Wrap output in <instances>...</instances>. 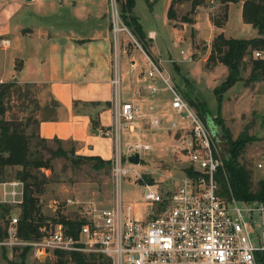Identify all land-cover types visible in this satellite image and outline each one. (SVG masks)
<instances>
[{
    "label": "built area",
    "instance_id": "built-area-1",
    "mask_svg": "<svg viewBox=\"0 0 264 264\" xmlns=\"http://www.w3.org/2000/svg\"><path fill=\"white\" fill-rule=\"evenodd\" d=\"M109 12L114 39L120 32L127 31L132 42L141 48L122 22L115 0L109 1ZM152 36L153 32H149L148 37ZM252 56L264 61V50H254ZM145 63L144 89L151 96L157 95L160 88L151 81L159 79L169 93L170 107L179 116L180 123L171 121L167 130L179 133L194 174H185L174 189L165 192L154 184L143 183L141 198L146 207L145 216L135 211L134 203H124L120 194L121 180L131 171L136 172L139 165L131 163L134 166H129L128 157L136 152L140 156L150 145L131 142L123 153L121 133L123 129L134 131L140 124L143 128L158 129L162 127L163 113L153 114L152 105L144 111L133 101L115 100L112 126L102 132L114 141L112 205L106 208L89 205L84 208L85 214L80 217L83 220L78 226L59 222L53 228L42 227V235L33 239L18 236L19 215H10L7 235L0 238V247H29L36 259L56 255V251L102 254L110 264H259L256 252H264V200H236L229 185V198L217 193L216 173L221 171L225 179L226 174L225 155L219 151L217 136L212 134L215 130L175 86L159 58L145 53ZM111 83L117 94L119 77L115 75ZM255 168L264 177V140ZM0 185V203L19 207L23 199L22 182L12 180ZM255 217L258 227L254 226ZM248 225L252 227L253 237Z\"/></svg>",
    "mask_w": 264,
    "mask_h": 264
},
{
    "label": "rangeland",
    "instance_id": "rangeland-1",
    "mask_svg": "<svg viewBox=\"0 0 264 264\" xmlns=\"http://www.w3.org/2000/svg\"><path fill=\"white\" fill-rule=\"evenodd\" d=\"M109 1L111 0H107V3ZM162 1L157 0L148 5L145 0H135L134 14L138 17L141 29H143L144 42L139 40L130 28L127 27V29L141 48L132 42L127 31L120 32L116 39L113 37L114 46L117 47L120 43L121 47L124 41L123 37H126L127 47L130 49L135 46L137 49L135 58L138 64L145 67V53L150 57L161 59L163 70L169 74L175 86L200 115L202 113L207 115L210 120L209 125L221 136L218 143L221 154L226 155L227 141L223 138L222 130L215 124L213 118L219 119L233 139L242 134L256 138L246 146L240 156L241 163L250 170L252 188L255 189L257 181L263 178V174L255 168V163L260 157L264 140V82L260 80L245 84L244 81H238L225 90L221 98H218L214 93V88L220 85L225 76L223 66L220 65L215 69L208 70L198 61V59L206 56L208 45L205 40L200 38L197 31V38L201 41L195 44L196 50L192 52L191 47L193 46L190 43L189 31L187 30L189 26L185 24L187 28L185 30L179 29L180 27L171 29L167 24V14L163 13L161 7ZM174 9L176 18L180 19L189 10V6L187 4H175ZM213 11L215 8L210 7L209 14ZM37 19L39 20L36 17ZM199 24L201 32L205 34L208 28L203 17L199 20ZM229 29L234 38H248L256 34L255 28L243 24L236 7L231 13ZM110 30L112 31L111 24ZM149 30L156 33L154 38H148ZM190 55L192 60L189 59ZM142 70L144 71L145 68ZM17 87L7 99L8 110L5 113V118L26 119L31 115L33 119L38 120L36 115L40 95H36L34 86L17 83ZM173 120L180 123L179 116L171 109V114L166 119L168 126ZM26 131L27 133H35L36 123L33 120L30 121ZM155 131L154 134L137 131V133H131L129 139L125 137L129 133L128 130L123 129L121 134L120 146L123 153H125L129 142L140 141L150 145L149 150L141 151L136 172L131 171L120 183V194L123 202L134 203L135 211H139L142 216H145L146 207L141 198L144 187L138 181L141 177L144 181L151 178L153 184L165 192L174 189L185 175V170H190L186 151L182 149V141L179 140V133L174 130H164L166 138L159 135L163 131L161 127ZM34 142L32 141V144ZM57 147L67 151V155L53 154L51 151ZM31 148H36L42 159L49 163V168L40 169L39 177L43 181V190L37 194L41 212L47 218L48 228L54 227L51 218L57 217V215L80 218L85 214L84 208L89 205L96 208H106L112 205L114 180L111 174V160L109 164L99 167L94 166L92 162L75 163L71 159L79 154L75 152V155L70 154L72 149L70 141H49L38 146L32 145ZM127 164L134 166L131 163ZM19 169V166L5 168L2 182L17 180L14 176ZM42 175H44L45 180ZM1 194L2 186L0 185V198ZM11 207L10 215L18 217L19 207L16 205H11ZM255 220L254 226L258 227L257 217ZM247 228L253 237L252 227L248 225ZM252 240L255 244V240ZM21 249L20 247L12 249L0 247V264L19 263ZM25 264H57V262L55 255H46L41 259H36L29 250ZM66 264L74 263L67 259Z\"/></svg>",
    "mask_w": 264,
    "mask_h": 264
},
{
    "label": "crops",
    "instance_id": "crops-1",
    "mask_svg": "<svg viewBox=\"0 0 264 264\" xmlns=\"http://www.w3.org/2000/svg\"><path fill=\"white\" fill-rule=\"evenodd\" d=\"M155 1L149 0L150 5ZM170 1H162L165 15ZM243 1L228 3V19L222 28L212 24L210 8L205 7L197 8L193 24L183 23L179 28L185 30L189 26L192 52L201 41L197 31L205 40L207 54L198 59L202 65L217 33L233 37L229 29L231 13L236 7L243 21ZM108 9L107 0H0V80L34 86L36 95H40L36 117L41 138L71 141L76 154L104 160H111L114 152L112 137L102 132L112 126L115 100L133 101L144 111L152 105L153 114L163 113L160 137H166V119L171 114L169 93L159 79L151 81L160 88L157 95L151 96L144 89L141 71L145 66L138 64L135 46L129 49L126 37L121 47L120 43L114 46ZM202 17L208 28L205 34L199 24ZM166 19L171 29L176 28ZM243 24L251 26L244 21ZM149 32L154 38L156 33ZM255 32V36L244 39L257 37L256 29ZM189 59L192 60L191 55ZM222 66L226 75L227 69ZM115 75L120 79L117 94L111 83ZM92 121L97 123L96 128ZM140 126L128 130L126 139L137 131L156 132Z\"/></svg>",
    "mask_w": 264,
    "mask_h": 264
},
{
    "label": "trees",
    "instance_id": "trees-1",
    "mask_svg": "<svg viewBox=\"0 0 264 264\" xmlns=\"http://www.w3.org/2000/svg\"><path fill=\"white\" fill-rule=\"evenodd\" d=\"M149 5V0H145ZM237 0H171L167 8L166 14L171 24L179 28L183 23L193 24L198 7L210 8L214 7L215 11L209 14L212 24L216 28H222L228 19V3ZM119 16L122 22L130 28L131 32L144 42V34L139 24L138 18L133 14L135 0H115ZM175 4H188L189 10L176 18ZM242 19L245 23L251 24L257 30L258 36L254 38H234L226 37L223 32L217 33L212 39L209 55L204 63V67L212 70L216 65L222 64L226 67L227 73L220 85L214 88V93L221 98L222 93L230 86L238 81H244L249 84L255 81L264 80V61L253 58L254 50H264V0H244L242 5ZM245 73L247 74L245 76ZM17 82L4 81L0 83V182L4 179V170L7 167L19 166L14 178L23 184V199L19 205V218L17 222V233L20 238L33 239L42 235L41 228H48L46 217L42 214L38 195L42 190L43 181L40 179V169L49 168L47 160H43L36 148L41 143L49 141L67 142L57 138L45 139L38 134V120L33 119L30 115L26 119H6L5 113L8 110V101L12 92L17 89ZM200 115V114H199ZM202 119L209 125L210 120L207 115L202 113ZM223 134V138L227 141L226 155L224 159V171L226 179L222 176L221 171L216 173L218 181L217 193L220 196L229 198L228 187H230L231 195L236 200L261 201L264 200V177L256 183L255 189L252 188L250 170L241 163L240 156L246 146L256 138L247 134L239 135L232 138L228 129L225 128L217 118H213ZM36 123L35 133H27L26 129L30 121ZM92 125L96 128L97 123L92 121ZM32 141H35L32 144ZM71 142V141H70ZM72 143V142H71ZM53 154L67 155V151L57 147L51 151ZM75 152V144L72 143L70 154ZM75 155V154H74ZM77 156V157H76ZM71 161L92 162L94 166L99 167L107 165L110 160H104L99 156L76 155ZM186 169L184 174H194L191 167ZM45 180L44 175H42ZM141 184H153L152 179L143 177L138 180ZM11 206L0 203V238L7 235L6 226L10 216ZM82 218H68L63 215L52 217L51 221L63 223L70 227L78 226ZM29 247H23L20 251L21 260L19 263L25 264V258L29 252ZM57 264H66L69 259L74 264H110L102 254L56 251ZM259 264H264V252H256Z\"/></svg>",
    "mask_w": 264,
    "mask_h": 264
},
{
    "label": "water",
    "instance_id": "water-1",
    "mask_svg": "<svg viewBox=\"0 0 264 264\" xmlns=\"http://www.w3.org/2000/svg\"><path fill=\"white\" fill-rule=\"evenodd\" d=\"M212 134L214 136H217L218 135V133L216 131H213ZM128 161L130 163H133V164H138L140 162V156H139V154L137 152L136 153H133L132 155H130L128 157Z\"/></svg>",
    "mask_w": 264,
    "mask_h": 264
},
{
    "label": "flooded vegetation",
    "instance_id": "flooded-vegetation-1",
    "mask_svg": "<svg viewBox=\"0 0 264 264\" xmlns=\"http://www.w3.org/2000/svg\"><path fill=\"white\" fill-rule=\"evenodd\" d=\"M220 137H221L220 135H217V139H218V140H221V138H220Z\"/></svg>",
    "mask_w": 264,
    "mask_h": 264
}]
</instances>
